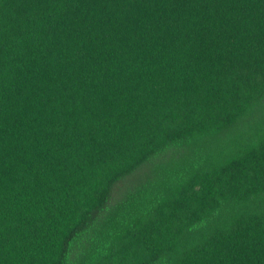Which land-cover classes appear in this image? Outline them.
<instances>
[{"label":"trees","instance_id":"trees-1","mask_svg":"<svg viewBox=\"0 0 264 264\" xmlns=\"http://www.w3.org/2000/svg\"><path fill=\"white\" fill-rule=\"evenodd\" d=\"M0 264H264V0H0Z\"/></svg>","mask_w":264,"mask_h":264}]
</instances>
